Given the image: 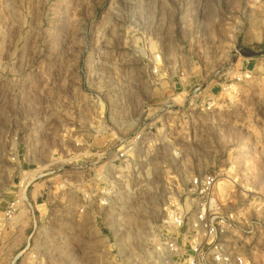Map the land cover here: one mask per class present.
<instances>
[{
    "label": "rangeland",
    "instance_id": "1",
    "mask_svg": "<svg viewBox=\"0 0 264 264\" xmlns=\"http://www.w3.org/2000/svg\"><path fill=\"white\" fill-rule=\"evenodd\" d=\"M207 174L264 264V0H0V264H138Z\"/></svg>",
    "mask_w": 264,
    "mask_h": 264
},
{
    "label": "built area",
    "instance_id": "2",
    "mask_svg": "<svg viewBox=\"0 0 264 264\" xmlns=\"http://www.w3.org/2000/svg\"><path fill=\"white\" fill-rule=\"evenodd\" d=\"M216 179L207 174L191 181V216L187 209H174L164 221L171 233L149 239L146 259L138 264H248L244 255L229 245L235 220L215 203ZM8 209L6 223L11 221L14 204Z\"/></svg>",
    "mask_w": 264,
    "mask_h": 264
},
{
    "label": "water",
    "instance_id": "3",
    "mask_svg": "<svg viewBox=\"0 0 264 264\" xmlns=\"http://www.w3.org/2000/svg\"><path fill=\"white\" fill-rule=\"evenodd\" d=\"M236 52L240 53L244 57H252L254 55V53L244 48H238Z\"/></svg>",
    "mask_w": 264,
    "mask_h": 264
},
{
    "label": "bare ground",
    "instance_id": "4",
    "mask_svg": "<svg viewBox=\"0 0 264 264\" xmlns=\"http://www.w3.org/2000/svg\"><path fill=\"white\" fill-rule=\"evenodd\" d=\"M228 178V177H227Z\"/></svg>",
    "mask_w": 264,
    "mask_h": 264
}]
</instances>
